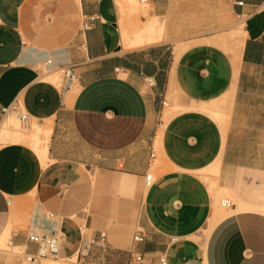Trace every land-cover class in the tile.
<instances>
[{
	"label": "crops",
	"instance_id": "1",
	"mask_svg": "<svg viewBox=\"0 0 264 264\" xmlns=\"http://www.w3.org/2000/svg\"><path fill=\"white\" fill-rule=\"evenodd\" d=\"M147 1L141 21L167 17L168 39L127 49L122 28L139 22L122 24L129 10L118 0H0V124L16 102L50 120L52 159L45 166L22 142L0 147V235L34 191V224L63 233V258L87 229L108 233L110 264H128L132 247L142 264H264L261 210L230 214L206 240L214 196L197 174L219 159L221 186L264 203V0ZM237 20L245 32L230 31L231 47ZM47 59L54 64L42 71ZM69 63L77 77L68 86L43 78ZM172 92L179 99L168 107ZM158 137L161 171L147 185ZM26 234L11 238L24 244Z\"/></svg>",
	"mask_w": 264,
	"mask_h": 264
},
{
	"label": "bare ground",
	"instance_id": "2",
	"mask_svg": "<svg viewBox=\"0 0 264 264\" xmlns=\"http://www.w3.org/2000/svg\"><path fill=\"white\" fill-rule=\"evenodd\" d=\"M149 6L147 3L148 1L142 2ZM147 5H138V9L140 10H147ZM149 14V13H148ZM167 16V15H166ZM239 31L245 32L244 27L240 28ZM122 42L124 46L127 49L132 48H140L147 45L155 44L158 42H162L168 39L167 35V17L162 18V20H154L149 19L146 23H138L134 26H132L130 29L122 28ZM45 68H49V66H45ZM59 69L54 70L52 72H47L44 75V79L57 82L60 78L59 76ZM216 118L221 122L224 131L227 130V120L219 113L214 114ZM18 117L10 113L7 118H4V120L1 122L2 126L7 128L8 130H15V133H11L12 137L16 139V141L19 142H25L28 145H30L36 153L39 155V157L42 160V163L47 166L51 162V158L49 156V141H50V134H51V123L50 120H47L45 123H40L39 121L34 122V125L30 128L32 122L29 127H22L19 123ZM20 126L22 128H30V130L21 131ZM11 136V135H10ZM9 136V139L11 140ZM225 137V136H224ZM226 138V137H225ZM8 136L5 138V143H8ZM161 141L160 137L157 139V150H158V158L154 161L158 163L157 167L162 164V150H161ZM219 160V159H218ZM218 160L217 162L210 164L209 166L198 170L197 174L203 178L204 180L209 182V188L211 193L214 196V204H213V216L210 219L208 229L205 234V238L207 240L208 236L210 235L212 229L225 217L229 216L230 214L241 211V210H247L250 208H255L258 210H261L264 212V203L260 205H249L246 202L242 200H238L234 198L232 193L230 192L229 186H221L219 184V175H220V163ZM221 160V159H220ZM159 166V168H160ZM166 169L165 167H162ZM161 168V169H162ZM158 170V169H157ZM154 175V174H153ZM95 176V174H94ZM94 180V179H93ZM225 184V183H224ZM227 184V183H226ZM145 189V188H144ZM145 192V190H144ZM31 196L35 194L34 191L30 192ZM35 196V195H34ZM35 198V197H34ZM227 202H230L228 205ZM231 202L236 204V207H233L231 205ZM35 205V204H34ZM231 205V206H230ZM23 213L18 210H12L11 214V220L5 230V232L0 235V246L4 242V238L6 234L11 230H9L10 226L13 224L15 220H17L20 216H22ZM137 216H134L133 218L136 219ZM31 226L35 227L34 220L31 219ZM42 221V220H41ZM20 222V221H18ZM16 223V222H15ZM18 248V247H15ZM29 264H81L80 262L76 261L74 256L63 258L60 256L59 258H43L42 260L35 262V263H29ZM84 264V263H83Z\"/></svg>",
	"mask_w": 264,
	"mask_h": 264
},
{
	"label": "built area",
	"instance_id": "3",
	"mask_svg": "<svg viewBox=\"0 0 264 264\" xmlns=\"http://www.w3.org/2000/svg\"><path fill=\"white\" fill-rule=\"evenodd\" d=\"M142 2L147 0H141ZM239 5L243 4V1L238 2ZM45 66L52 67L53 60L47 59L44 62ZM76 64H65L61 67L63 70V82L62 86H68L73 82L77 74L75 72ZM167 104L166 101L163 102ZM1 113L3 118H7L10 113L15 114L22 127H29L33 116L27 112L19 102L14 103L8 108H2ZM155 156V153H152ZM154 180L152 173L145 175V181L147 185H150ZM229 205L230 202H227ZM234 205V204H232ZM48 219L55 217V213L46 211L43 213ZM135 242H141L144 240V234L142 230H138L133 237ZM64 242V235L60 230H44L38 227H30L27 229L26 242L24 244H15L13 238H10L7 242V250L10 248L19 249L22 257L29 263H35L43 258H59L61 256V247ZM18 247V248H14ZM114 248L111 244L109 235L106 231H99L97 233L90 234L87 229H81V243L77 249L69 256H74L76 261L89 264H110L114 255ZM128 264H142L144 261V254L135 248H130ZM162 264L166 263V258L161 257Z\"/></svg>",
	"mask_w": 264,
	"mask_h": 264
},
{
	"label": "rangeland",
	"instance_id": "4",
	"mask_svg": "<svg viewBox=\"0 0 264 264\" xmlns=\"http://www.w3.org/2000/svg\"><path fill=\"white\" fill-rule=\"evenodd\" d=\"M118 3L123 4V8L122 9H125V7H126L129 10V12H127L125 14L126 22L123 21V23H122L123 25H126V26L130 25L131 21L134 18H136V20L139 23H146L147 22V21L146 22L141 21V18H140L141 15H146L147 17H149V15H148L149 6L147 4L141 3L140 0H127V1L126 0H121V1L118 0ZM129 4H131L133 6V10L134 11L130 10V8L128 6ZM138 5H147L146 6L147 10H143L142 11V10L138 9ZM63 16L64 17L66 16V18L69 16V18L74 19L75 15L66 13ZM151 19L160 21V19H162V18L154 16ZM242 27H244L243 22H241L240 20H237L236 22H234L232 27H230V29L228 30L227 36L229 35V38H227V39H228V42H229L231 47L234 46L235 40L233 38L234 36L233 37L231 36L230 31H232L234 34H240L241 31H239V30ZM40 68H41L42 71L46 70L45 69V64H41ZM59 76H60L59 80L57 82H53V83L57 87L60 88L62 86V82H63V70H59ZM176 99H179V95L176 92H172L170 94V96L168 97V100H169V103H170V105L168 107L172 106L173 101L176 100ZM168 107H166V108H168ZM174 112H177L176 106H175ZM35 120L36 119H34V121L32 122L30 128L34 125ZM36 121H38V120H36ZM19 123H20V121H19ZM20 125H21V123H20ZM30 128H22L20 126V130L21 131L30 130ZM14 131L15 130H12V129L8 130L7 128L2 126V124H0V147L2 145H4L3 143H5V138L7 136H8V140H9L8 143H10V142H19V141H16V139L14 137H12L11 133H15ZM9 136H10L11 140L9 139ZM22 143L27 144L25 142H22ZM157 154H158V152H157ZM157 165H158V163L154 162L153 165H152V168L150 170V173H152V174H155V171H156L157 172L156 176L158 175V172L161 171L160 168H159L160 165L158 167H157ZM34 195L31 196V194L29 193L28 195H26L24 197H21L13 205L12 210H18V211L22 212L23 215L20 216L17 220H15L13 222V224L10 226L9 230L10 229L11 230L6 234V236L4 238V242L0 246V253H1V255L4 256V259L2 261H0V262H4V263H8V264H29V262H27L22 257V255L20 254L21 252H20L19 249L10 248V249L7 250V242L11 238V231L12 230H14V231H20V230L26 231L28 228L31 227V222H32L31 219L33 218L34 210H35L36 205L38 204V202H40L36 192H35ZM18 221H20V222H18ZM129 246H130V244L128 245V247ZM51 259H53V258H51ZM80 263L83 264L82 262H80ZM84 264H89V263H84Z\"/></svg>",
	"mask_w": 264,
	"mask_h": 264
}]
</instances>
